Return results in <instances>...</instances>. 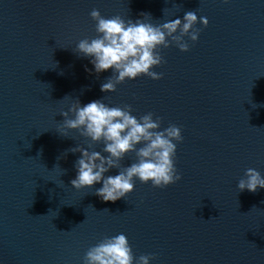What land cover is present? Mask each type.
Segmentation results:
<instances>
[{"label": "water", "instance_id": "obj_1", "mask_svg": "<svg viewBox=\"0 0 264 264\" xmlns=\"http://www.w3.org/2000/svg\"><path fill=\"white\" fill-rule=\"evenodd\" d=\"M93 8L133 22L150 14L154 25L196 11L201 31L185 36L186 52L160 48L166 62L152 70L162 78L102 92L112 69L96 73L76 50L98 35ZM103 97L181 128L179 181L134 178L114 202L94 194L102 182L72 187L80 153L66 150L103 143L75 129L61 136L59 113ZM247 168L264 177V0H0V264H83L90 246L118 233L134 257L154 253L149 264H264V188L236 186Z\"/></svg>", "mask_w": 264, "mask_h": 264}, {"label": "clouds", "instance_id": "obj_2", "mask_svg": "<svg viewBox=\"0 0 264 264\" xmlns=\"http://www.w3.org/2000/svg\"><path fill=\"white\" fill-rule=\"evenodd\" d=\"M89 15L96 22L95 32L98 35L80 39L76 50L82 56L91 57L90 63L96 73L112 69V75L100 86L102 92L115 91L116 86L126 78L131 80L141 75L154 80L162 78V72L152 70L166 62L160 48L175 45L186 52L189 43L185 36L195 42L201 31L195 27L198 20L196 11L185 12L182 19L175 18L155 25L145 22L144 18L151 17L146 13L141 14L142 20L135 22L131 19L126 21L120 15L105 18L95 8ZM199 23L206 27L208 20L201 16ZM104 99L83 106L76 99L66 111L59 113L64 117L59 129L61 136L68 137L67 130L75 129L91 142L103 143L100 151H89L91 143L89 148L77 144L66 150L80 153L74 163L77 173L70 181L72 187L77 190L92 188L102 182L94 194L103 201L114 202L133 191L134 178L141 183L150 181L157 188L179 181L181 175L175 165V156L177 143L183 140L181 128L172 123L161 128L163 118L155 116L154 119L153 112L137 118L131 114V104L109 106L103 102ZM130 152L134 153L135 161L122 165L121 161ZM112 168L118 169V174L105 176L104 173ZM236 186L239 191L247 189L255 192L258 187L264 188V177L256 169L247 168ZM154 257V253L134 257L128 238L118 233L105 236L90 246L84 254L83 264H134V260L135 264H149Z\"/></svg>", "mask_w": 264, "mask_h": 264}]
</instances>
